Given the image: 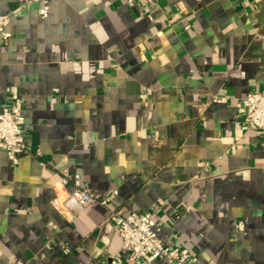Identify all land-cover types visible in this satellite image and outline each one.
<instances>
[{
	"label": "crops",
	"instance_id": "obj_1",
	"mask_svg": "<svg viewBox=\"0 0 264 264\" xmlns=\"http://www.w3.org/2000/svg\"><path fill=\"white\" fill-rule=\"evenodd\" d=\"M0 22L27 147L0 146V264H139L107 207L61 209L65 172L197 264H264V131L236 105L264 89V0H0Z\"/></svg>",
	"mask_w": 264,
	"mask_h": 264
},
{
	"label": "built area",
	"instance_id": "obj_2",
	"mask_svg": "<svg viewBox=\"0 0 264 264\" xmlns=\"http://www.w3.org/2000/svg\"><path fill=\"white\" fill-rule=\"evenodd\" d=\"M130 4L134 0H128ZM149 5H155L159 0H146ZM46 15V9L42 10ZM0 34L7 39L11 34L0 22ZM26 101L19 97L3 104L0 110V146L14 162L19 160L21 154L27 151L25 144V116L23 110ZM237 107L244 109L242 130L256 129L264 131V89L251 91L237 102ZM33 154L40 158L41 151ZM62 184H72L61 204V209L70 217H74L84 207L96 202L108 208L107 220L112 222L122 239V248L128 254V259L139 264H152L153 260L165 258L173 264H197V257L189 249L172 247L163 242L159 235L153 212L150 210L125 213L122 209L108 207L109 201L116 195L113 191L104 198L99 199L94 191L81 185L78 174L65 172L61 178ZM243 228V223H239ZM68 251V249H67ZM117 257L113 263L120 262Z\"/></svg>",
	"mask_w": 264,
	"mask_h": 264
}]
</instances>
